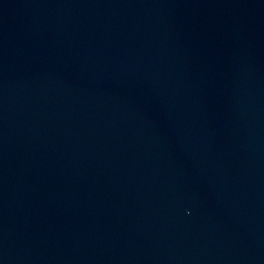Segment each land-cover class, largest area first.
I'll return each instance as SVG.
<instances>
[{"label": "water", "instance_id": "water-1", "mask_svg": "<svg viewBox=\"0 0 264 264\" xmlns=\"http://www.w3.org/2000/svg\"><path fill=\"white\" fill-rule=\"evenodd\" d=\"M0 264H264V0H0Z\"/></svg>", "mask_w": 264, "mask_h": 264}]
</instances>
